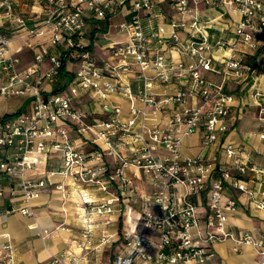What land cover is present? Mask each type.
<instances>
[{"label": "built area", "instance_id": "built-area-1", "mask_svg": "<svg viewBox=\"0 0 264 264\" xmlns=\"http://www.w3.org/2000/svg\"><path fill=\"white\" fill-rule=\"evenodd\" d=\"M32 1L42 15L32 27H27L26 18L14 15L9 0L0 3V15L26 32L22 44L11 49L10 38L0 27V101L29 99L26 109L13 113H3L0 105V201L7 192L14 194L4 184L10 178L20 179L22 196L21 206L6 213L31 217L33 199L50 185L66 199L68 182L80 206V248H89L95 228L111 225L114 214L125 216L128 227L120 226L113 234L101 232L100 245H118L112 264H208L213 256L208 245L226 239L259 248L258 264H264V235L254 239L228 228L238 202L225 195L226 189L237 192L250 208L264 212V168L244 148L225 141L235 100L225 83L242 84L254 74L245 55L264 45V0H171L178 18L170 22L167 33L151 24L153 18L165 17L155 0ZM201 4H223L238 13L232 39L207 33L210 20L200 16ZM122 7L129 19L109 26L125 40L108 44L107 58L96 61L90 43L83 40L86 20H105ZM180 30L187 32L185 40L180 39ZM23 50L30 53L31 63L19 69ZM172 50L191 62L174 60ZM215 50L221 55L211 54ZM133 66L142 70L138 76L143 85L137 92L126 79ZM205 73L220 76L221 81ZM67 75L69 81L60 82ZM156 82H176L179 87L158 95L152 90ZM79 90L99 101L104 117L86 121V114L75 107ZM113 95L127 101L125 114L108 102ZM253 95L264 120V89L254 88ZM194 99L200 105L188 103ZM199 129L203 147L219 143L224 163L217 157L182 152V136ZM259 137L264 139V133ZM77 141L88 148L82 149ZM52 155L60 159L59 168L35 181L26 178V172H36ZM55 175L60 182H51ZM139 177L149 191L139 196L140 208L133 216L130 203L138 200ZM203 193L205 206L199 210L191 196ZM0 264H15L9 242L0 245Z\"/></svg>", "mask_w": 264, "mask_h": 264}, {"label": "crops", "instance_id": "crops-1", "mask_svg": "<svg viewBox=\"0 0 264 264\" xmlns=\"http://www.w3.org/2000/svg\"><path fill=\"white\" fill-rule=\"evenodd\" d=\"M4 0H0V3ZM13 6V13L16 16H22L27 20V27L35 25L42 17L41 8L32 0H9ZM159 2V6L165 12L162 19L153 18L152 26L163 29L166 33L170 31V22L177 19L171 7V0H155ZM2 8V12H3ZM144 15V14H143ZM146 15V14H145ZM144 15V18H145ZM200 16L203 19L210 20V27L206 30L209 35H214L220 39L233 38V26L238 20L237 12L228 6L219 4L218 6L200 5ZM129 19L125 8H120L116 13L112 14L105 20L89 17L86 20V27L83 33V40L90 43V51L96 61L107 58L105 47L112 42H122L125 40L123 33L109 26V22L116 23ZM0 27L2 32L10 38V47L14 49L20 46L26 39L25 28L15 22L10 23L3 15H0ZM187 32H179L182 40L187 38ZM47 36L41 38V42H45ZM221 50H215L211 54L215 56L221 55ZM21 61L18 68L22 69L31 63L30 53L23 50L20 54ZM172 58L176 61L185 63L191 62L190 58L180 55L172 50ZM245 61L254 67V74L242 84H237L232 80L225 83V89L232 93L235 100L230 108L228 116V132L225 134V141L231 142L236 146L244 148L251 154L254 163L264 168V139H260L259 134L264 133V120L259 116V107L255 104L254 88L264 89V45L256 51H248L245 55ZM71 67V65H67ZM145 74H149L147 70H143ZM142 70L133 66L131 72L126 79L131 84L134 92H137L143 85V79L138 76ZM205 76L215 82H220L221 77L210 73ZM69 75L61 76L60 82L69 81ZM179 84L172 82L169 84L155 83L152 90L158 95L171 94ZM75 107L86 114V121H92L95 118L104 117L99 101L92 98L89 93L77 91L75 97ZM108 102L118 105L125 114L128 109L127 101L121 96H110ZM192 106L200 105L199 100H191L188 102ZM29 99L26 97H12L1 100L0 105L3 113H13L21 109H26ZM168 114L165 112L164 115ZM156 121V120H155ZM151 122V120H149ZM201 129L193 134L182 136V152L188 156L202 155L206 158L217 157L221 163L225 162L224 157L218 155L219 143H215L208 147H203L201 143ZM82 149L87 146H81V142H76ZM110 166L114 167V162L108 159ZM60 166V159L54 155L42 164L36 172H26V178L35 181L44 177L48 170H55ZM52 183L60 182L58 176L51 177ZM264 181V179H262ZM138 188V200L130 203L133 207L132 215L140 208L139 196L149 191V186L141 179L135 180ZM6 190L14 189V194L7 192L0 201V245L9 242L12 246V252L15 264H112L114 252L117 244L112 246H103L99 244L101 232L113 234L120 226L128 227L125 216L120 217L114 214L113 222L107 227L99 225L94 230L92 244L87 249L78 246L82 240V224L77 218L80 212L78 205L77 192L70 183L65 182V188L68 198L64 199L53 186L44 190L37 200L31 201L33 216L28 217L21 215L18 211L7 214L6 211L10 207H20L22 196L20 193V179L10 178L4 181ZM264 185V182H262ZM91 192L97 193L95 190ZM98 194V193H97ZM225 195L234 197L238 202V208L228 218V228L235 234H249L254 239H259L264 235V212H260L250 208L245 201L244 196L229 189L225 190ZM205 194L191 196V200L195 202L199 210H203L205 206ZM61 219H56L55 216ZM51 230L53 236L48 234L45 236L44 231ZM139 231L144 229L139 226ZM54 231V232H53ZM42 233V236H39ZM150 237L157 241V235L152 233ZM198 241V240H197ZM199 244L206 243L199 240ZM117 246V247H116ZM213 256L208 260V264H258L260 260L259 248L246 245L244 243H236L233 239H226L212 245H208ZM79 250V252L77 251Z\"/></svg>", "mask_w": 264, "mask_h": 264}, {"label": "rangeland", "instance_id": "rangeland-1", "mask_svg": "<svg viewBox=\"0 0 264 264\" xmlns=\"http://www.w3.org/2000/svg\"><path fill=\"white\" fill-rule=\"evenodd\" d=\"M55 217H56V219H58V220L61 219V217L58 216V215L55 216ZM59 221H62V219L59 220ZM47 233H48V237H49V236H53V235L51 234V233H52L51 230H50V231L48 230ZM39 236H42V233H39V235H38L37 237H39ZM113 252L116 254V253L118 252V249H117V248L113 249Z\"/></svg>", "mask_w": 264, "mask_h": 264}, {"label": "bare ground", "instance_id": "bare-ground-1", "mask_svg": "<svg viewBox=\"0 0 264 264\" xmlns=\"http://www.w3.org/2000/svg\"><path fill=\"white\" fill-rule=\"evenodd\" d=\"M38 198H39V197H38ZM38 198H35V199H33L32 201L37 200ZM51 232H52V231H51ZM53 232H54V231H53ZM45 234H46V235L48 234V233H47V230L44 231V235H45ZM46 235H45V236H46ZM77 251L79 252L78 249H77Z\"/></svg>", "mask_w": 264, "mask_h": 264}]
</instances>
